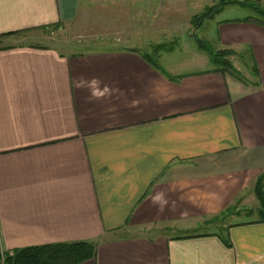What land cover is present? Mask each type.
Masks as SVG:
<instances>
[{
	"label": "crops",
	"instance_id": "1",
	"mask_svg": "<svg viewBox=\"0 0 264 264\" xmlns=\"http://www.w3.org/2000/svg\"><path fill=\"white\" fill-rule=\"evenodd\" d=\"M85 1L0 0L3 259L93 241L96 258L82 264H264V222L234 224L231 247L206 224L264 173V27L219 24L223 47L250 51L254 83L156 69L137 46L2 43L70 23ZM201 226L215 230L176 234Z\"/></svg>",
	"mask_w": 264,
	"mask_h": 264
},
{
	"label": "rangeland",
	"instance_id": "2",
	"mask_svg": "<svg viewBox=\"0 0 264 264\" xmlns=\"http://www.w3.org/2000/svg\"><path fill=\"white\" fill-rule=\"evenodd\" d=\"M86 1L82 2L84 12L70 23L62 24L59 28L51 27L47 30L25 31L6 36L2 39V43L48 46L66 54L121 50L129 46H137L141 53H152L153 48L159 44L164 45L158 52L160 67L172 72L186 73L214 68L210 64L209 57L199 47V40L209 42L217 50L229 49L223 47L220 42V22L258 19L253 10L229 5L214 19L205 20L203 26L195 30V17L202 15L207 7L217 4L218 1L160 0L159 6L155 9L152 7L155 0ZM254 2L264 9V0H254ZM139 3L144 4L139 5ZM169 3L173 5H168ZM153 9L154 13L150 12ZM229 59L245 82L256 81L254 62L249 50L238 49L237 54ZM254 183L243 196L227 207L233 206L228 213L231 215L227 222L217 223L218 228L260 218L258 212L264 208L255 195ZM207 228L201 226L192 231H176V234L215 230L212 227ZM218 231L225 234L220 229Z\"/></svg>",
	"mask_w": 264,
	"mask_h": 264
},
{
	"label": "trees",
	"instance_id": "3",
	"mask_svg": "<svg viewBox=\"0 0 264 264\" xmlns=\"http://www.w3.org/2000/svg\"><path fill=\"white\" fill-rule=\"evenodd\" d=\"M217 4H214L210 7H207L202 15H197L194 20V29H200L203 26L205 20L214 19L217 14L222 12L225 7L229 5H237L240 7L248 8L253 10L258 19L248 18L245 20H236L243 22H253L259 26L264 27V9L260 8L254 0H216ZM58 28V27H57ZM25 31H18L13 33H8L5 36H12ZM199 47L201 50L209 57L210 64L214 66L213 71L220 72L222 74H228L235 79L245 82L243 78L236 72L234 69L230 57L237 54L233 49H222L217 50L209 42L204 40H199ZM164 45H157L153 48L152 53H142V57L156 69H162L158 63V52ZM256 75L259 74V71L256 69ZM171 78V77H170ZM172 79V78H171ZM254 192L260 203L264 208V173L261 174L257 181L254 183ZM233 209V206L227 208L219 216L211 219L209 223L206 224H217L227 222L228 217L231 215L228 214ZM259 219L250 222L259 223L264 222V210H260ZM248 224V223H241ZM229 226H220L219 229L224 231L225 234L221 235V239L227 247H231ZM220 232V231H219ZM221 233V232H220ZM97 243L93 241H76V242H65L57 244H48V245H39V246H30L15 249L11 253L5 255L4 261L2 264H82L84 262L94 260L96 258Z\"/></svg>",
	"mask_w": 264,
	"mask_h": 264
},
{
	"label": "built area",
	"instance_id": "4",
	"mask_svg": "<svg viewBox=\"0 0 264 264\" xmlns=\"http://www.w3.org/2000/svg\"><path fill=\"white\" fill-rule=\"evenodd\" d=\"M4 261L3 257L1 256V252H0V264H2V262Z\"/></svg>",
	"mask_w": 264,
	"mask_h": 264
}]
</instances>
